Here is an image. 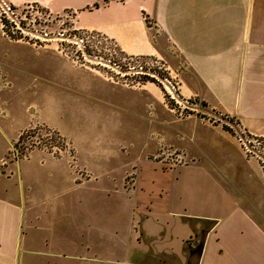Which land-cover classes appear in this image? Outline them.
Masks as SVG:
<instances>
[{"label":"crops","instance_id":"0c3cea01","mask_svg":"<svg viewBox=\"0 0 264 264\" xmlns=\"http://www.w3.org/2000/svg\"><path fill=\"white\" fill-rule=\"evenodd\" d=\"M7 1L71 13L76 30L125 57L153 61L174 50L178 94L197 107L178 117L161 86L143 82L147 106L161 115L140 155L136 99L120 100L137 88L99 74L106 92L95 95L91 71L51 50L83 72L45 78L60 93L47 96L45 116L21 101L20 79L37 75L0 59V161L31 129L70 147L59 157L41 148L12 156L0 176V264H264V169L236 139L264 137V0H113L98 9L100 0ZM63 101L73 111L57 113ZM162 147L182 161L165 169L150 160Z\"/></svg>","mask_w":264,"mask_h":264},{"label":"rangeland","instance_id":"374dc122","mask_svg":"<svg viewBox=\"0 0 264 264\" xmlns=\"http://www.w3.org/2000/svg\"><path fill=\"white\" fill-rule=\"evenodd\" d=\"M8 5L9 2L7 0H0L1 8L8 10ZM35 9L37 8L34 6H22L8 13L7 19H10V26H8V29L13 39L3 31L4 35L9 40L21 43H12L3 39L0 30V59L19 60L25 65L26 69L37 75V77H35V75H30L26 76L27 79H20V82L24 84V86H22V92H25L21 101L24 100V106L31 105L28 109H37V112L48 116L50 105L48 104L47 96L50 93L56 92V96L59 97L60 93L57 92L46 79H53L57 76L61 77V74L66 73L75 76L77 74L76 72H83L75 68H72L70 71L69 64L55 56L52 51L56 52L58 55L66 56L76 63V65L90 70L91 72H89V74L96 75L91 76L88 74L90 77V79H88L89 90L95 93V95H98L100 92H106L103 91L104 88L99 86L101 83L100 75L111 77L115 82L120 84L137 88L136 91L131 92L119 90L128 92L127 94L121 92L120 100L122 105L126 99H134V97L137 102V114L135 116L136 140L137 153H140V155L144 153L146 147L145 141L151 138V128L155 125L156 128H160V123H157L154 118L161 115V113H159L161 110L156 108L155 104L150 106L154 108L149 111L150 107H148L147 104L150 103L151 99L148 96V89H138L143 83L139 79L141 77L140 73L154 76L155 81L153 84L161 86L164 103L170 108V112L174 113V115L178 117L188 116L190 114L189 111L197 107L195 105V100L189 99L188 103H186L184 99L180 98L178 91L177 96L175 95V99L171 100L163 88L166 79L176 83L175 77L171 74L178 66L174 50L169 49L164 59L131 61L120 55L114 44L104 37L94 32L76 30L74 28L71 13L48 15ZM1 27L2 25L0 22V28ZM42 48H46V50ZM33 63H38L36 68H34ZM61 79H64V75H62ZM177 102H179V104ZM53 106L57 109V113L73 111L72 107L70 105H65L64 101L63 103H57ZM201 112H203V110H198L197 114L201 116ZM125 116L129 117V113L128 111L122 110L121 117ZM55 118L59 117L56 116ZM150 118H153V121H151ZM167 119L169 124L173 126L176 125L169 117ZM209 119L211 122L215 121L213 117ZM98 122L99 118L94 122V125ZM43 131L45 134L49 130L45 131V129H42L38 134H34L38 135L39 138ZM30 134L25 136L23 140H18V142L12 146L11 154L14 158L16 149L20 150V153L26 154L31 149L39 148L40 144L37 145L35 142H38V140L40 141V139H34V135ZM44 134L42 137H44ZM153 136L155 137V133ZM12 156L0 161V176L8 173L7 166L9 162L12 161ZM175 157L176 152L173 149L162 147L156 154L150 156V160L164 165L163 167L167 169L168 166L166 165L175 164ZM56 260L66 262V264H84V261L73 257H59L58 259L56 258Z\"/></svg>","mask_w":264,"mask_h":264},{"label":"built area","instance_id":"2783aa9c","mask_svg":"<svg viewBox=\"0 0 264 264\" xmlns=\"http://www.w3.org/2000/svg\"><path fill=\"white\" fill-rule=\"evenodd\" d=\"M8 8V7H7ZM165 84H163V88L165 92L167 93L168 97L171 100L175 99V95L177 96V83H173V81L166 79ZM169 91V94H168ZM186 103H188V100H185ZM179 104V102H177ZM46 131V130H45ZM37 133L35 134H38ZM44 134V131L42 135ZM41 135V134H40ZM42 135L38 138V135H35L33 138L40 139L38 142H35L37 145L40 144L39 148L44 149L46 151L51 152L54 156L59 157L64 154H70V147L68 143L60 137L57 133L52 131H47V133L44 134V137ZM46 139V140H44ZM236 139L244 152V154L247 157H256L260 160L262 163L263 169H264V137L259 136H253L249 135L248 133L244 131H238L236 133ZM48 141V142H45ZM21 153L20 150L16 149L15 157H20ZM175 162L180 163L182 161V157H175Z\"/></svg>","mask_w":264,"mask_h":264},{"label":"trees","instance_id":"16d2710c","mask_svg":"<svg viewBox=\"0 0 264 264\" xmlns=\"http://www.w3.org/2000/svg\"><path fill=\"white\" fill-rule=\"evenodd\" d=\"M110 1H113V0H100V1H98V2H96V3H94L93 5H92V7H91V9H98V8H100V6H102V5H105V4H108ZM36 7L37 9H35V10H37V11H39V12H41V13H44V14H48V15H51L50 13H49V11L48 10H46V9H44V8H41V7H39V6H37L36 4H28V5H26L25 7ZM8 10H5V9H3V8H1L0 7V22H1V25H2V29H3V31L8 35V36H10V38H12V36L10 35V33H9V29H8V26H10V24H9V22H10V19H7L8 17V13L9 12H13V11H15L17 8L16 7H14L13 5H11V4H9L8 6ZM31 9V8H30ZM13 39V38H12ZM124 58H127V59H129V60H131V61H137L138 59H136V58H132V57H125V56H123ZM140 75H141V77L139 78L140 79V81H142V82H146V81H150V82H154L155 80H154V78H151L150 76H148V75H144L143 73H140ZM47 130V129H46ZM50 131V130H49ZM31 133V134H30ZM35 131H34V129L32 130H28V131H26V132H24L21 136H20V138H19V141L20 140H23L24 139V137L25 136H27V135H34L35 136Z\"/></svg>","mask_w":264,"mask_h":264}]
</instances>
